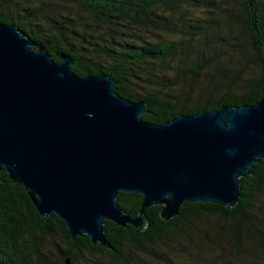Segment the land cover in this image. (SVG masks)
<instances>
[{
    "label": "trees",
    "instance_id": "16d2710c",
    "mask_svg": "<svg viewBox=\"0 0 264 264\" xmlns=\"http://www.w3.org/2000/svg\"><path fill=\"white\" fill-rule=\"evenodd\" d=\"M69 1L0 0V22L55 61L67 54L77 75H109L119 96L144 101L147 122L253 104L264 92V0ZM250 171L233 207L185 201L162 220V206L151 205L143 230L106 220L107 248L72 237L56 214L41 216L2 169L0 264H264V158ZM115 200L135 216L142 196L120 191Z\"/></svg>",
    "mask_w": 264,
    "mask_h": 264
},
{
    "label": "water",
    "instance_id": "95a60500",
    "mask_svg": "<svg viewBox=\"0 0 264 264\" xmlns=\"http://www.w3.org/2000/svg\"><path fill=\"white\" fill-rule=\"evenodd\" d=\"M56 56L0 22V170L41 216L110 248L106 220L143 230L151 205L162 220L185 201L236 205L239 177L264 158V92L253 104L151 123L140 117L144 101L119 96L109 75H77L67 54ZM120 191L142 196L137 215L118 206Z\"/></svg>",
    "mask_w": 264,
    "mask_h": 264
},
{
    "label": "rangeland",
    "instance_id": "374dc122",
    "mask_svg": "<svg viewBox=\"0 0 264 264\" xmlns=\"http://www.w3.org/2000/svg\"><path fill=\"white\" fill-rule=\"evenodd\" d=\"M50 1H53V2H58L60 4H62V6L64 8H67V7H72L74 4L70 3L69 0H50ZM234 2V1H233ZM178 20V17L177 18H174V21H177ZM259 200H263L264 202V191L260 194L259 196ZM262 202V203H263Z\"/></svg>",
    "mask_w": 264,
    "mask_h": 264
}]
</instances>
